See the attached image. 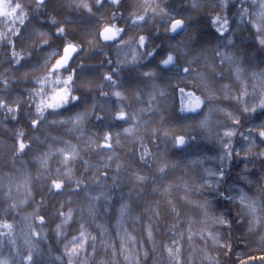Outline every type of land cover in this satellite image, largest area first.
I'll return each mask as SVG.
<instances>
[{"label": "snow or ice", "instance_id": "snow-or-ice-1", "mask_svg": "<svg viewBox=\"0 0 264 264\" xmlns=\"http://www.w3.org/2000/svg\"><path fill=\"white\" fill-rule=\"evenodd\" d=\"M202 3L203 0H190L193 8L200 7ZM162 4L163 0H30L27 3L25 0H16L15 4L13 0H0V19L10 25L7 32H0V50H3L0 65H9L5 73H0L5 77L2 81L3 87H0V95L11 94L8 91L7 71L14 65L24 66L31 57L36 56V52L40 55L30 71L24 72V76L28 77L30 73L43 70L41 75L33 78L38 88L32 91V96L33 99L39 98L34 119L26 122L25 126L8 128L7 124L10 122L19 123L24 116V109L22 104H16L15 100H5L4 104H0V116H3V119H0V129L9 137L8 141H0V155L8 156L14 166L18 158L34 152L31 159L38 165L35 178L30 173H24V182L16 184L17 192L21 188L24 190L23 199H13V178H8L9 184L5 191L3 181L7 174L0 176V205L12 201L6 206H0V217L20 216V220H14L13 223L0 219V237L15 234L17 224L19 225L31 253L26 257V264H31L34 257L40 254L37 240L46 231L45 224L49 216L59 220L55 228L59 238L67 236L68 229L85 215L95 224L97 235L93 236L84 223H79L78 234L65 242V252L62 256L55 257V264H63L65 256L70 258L69 264L72 259L78 260L80 251L85 249L89 241H96L98 238L108 254V259L99 260L97 264H149V261L151 264H197V256L200 257L199 264H221L218 257L208 254L209 240L212 241L213 247L220 250L227 248L229 257L233 244L246 249L237 253L238 264H264V255L248 256L251 251L264 252V198L240 189L225 197L227 210L218 207L219 202L208 198L193 199L192 187L187 180L177 183L174 179H160L180 166L177 161L170 159L164 151L157 155L149 148L138 147V142L143 144L141 128L152 121L151 117L145 119V115L153 111L161 112V105L165 108L169 106L168 90L173 87V81L177 86L179 83L190 84L197 81V87L204 89L209 100H217L221 95L224 99L232 97L231 83L220 84L217 88L210 79V74L215 73L217 60L221 65L226 64L229 67L233 81L242 88L240 96L236 97V104L243 103L247 111L248 104L259 94V101L252 105V111L259 110L260 114L264 115V93L261 92L264 89V71L247 75L239 58L230 50L221 49H216L211 57L207 50L198 52L189 56L184 63H180L178 53L187 51V43L192 39L194 31H186L180 40L169 41L165 53L157 54L156 63L164 67H139L143 59L152 55L155 46L150 47L144 35L135 36L136 32H143L146 24L158 19L165 20V32H175L186 25V19L172 18ZM64 7L75 8L82 16L86 15L89 22L77 23L74 18L63 13L53 15L50 12L47 16L43 15L49 8L56 12L58 8ZM109 7L127 12V16L122 12L120 17L127 20L128 25L121 28L119 25L122 20L118 18L117 12L107 14ZM25 8L30 11L24 12ZM37 15L43 16L50 27L45 29L33 23ZM258 19V31L264 33V12L259 13ZM17 22L20 25L18 28ZM212 22L218 31H223L226 27V20L220 16L213 17ZM70 24H76L79 29L78 36L76 29L69 27ZM155 30H161L158 23ZM129 32L133 35L129 36ZM259 42L264 45V38ZM107 46L115 47L117 58L115 61L107 59L106 63L116 66L107 68L99 79L88 77L82 81L83 87L98 92L99 99L74 116L47 120L49 110L59 107L70 98L68 85L73 82L74 73L64 76L68 66L81 54L87 56L99 52L102 57L107 56L104 53ZM26 51L28 56H25ZM53 60L55 63H52ZM104 62V59H101L100 63ZM193 64L201 65L203 70L193 68ZM129 65L137 66L147 91L140 87H124L119 79L113 78L114 74ZM177 66L182 75L166 81L159 79L162 73L172 72ZM79 67L86 68V65L81 64ZM49 88L52 89L50 93ZM105 88L110 91H98ZM175 89L177 91V88ZM178 93L181 111L200 109L202 99L195 92L186 91V87H179ZM106 96H111L112 99L105 101L103 97ZM7 104L16 106L6 108ZM217 112H224L229 119L233 115L221 105L213 104L197 122V127L202 129L209 139H215L223 145L225 152L220 156L223 161L233 155L228 141L237 135V126L241 121H235L233 126H226L224 131L220 132L216 125L221 122L214 121V114ZM92 116H95L96 120H115L119 123L115 127H102L86 133L85 125ZM163 119V115L158 117V121ZM50 125L65 127L68 134H75L76 142L52 135ZM258 127L260 131L251 132L250 138H247L248 152L264 140V121ZM188 128V125H184V131L179 135L176 134V127H152L150 131L157 139L163 136L180 145L185 142ZM41 131L43 140L35 134ZM29 132L33 135H29ZM34 144L36 149L33 148ZM41 146L45 148L44 151H39ZM129 153L133 154L132 159H125ZM150 157L159 165L160 177H153L151 183L149 177L133 163L134 160L137 163L147 161ZM188 164L202 169L204 185L207 187L219 184L217 173L223 174L222 167H205L202 158L190 160ZM89 171L90 176L86 175ZM109 177L111 185H115L118 180H127L130 183L127 189L129 196L119 202L111 229L97 221L101 206L107 211L112 198ZM243 179L248 180V177ZM37 181L40 182L38 185ZM146 186L153 195H144ZM35 187H39L41 191L46 188L51 199H42L31 212L24 213L23 207L34 201ZM199 187L201 185H197V188ZM259 191L264 195V188ZM174 192L181 194L174 196ZM65 194H68L66 200L63 198ZM45 205H51L52 211L41 215ZM237 216L240 217L239 221ZM169 218L171 222L162 229L160 225ZM209 220L221 227L212 228ZM197 225H200L198 230ZM177 228L180 230L177 231ZM225 229L228 230L227 233ZM233 230L240 231L239 242L233 240L232 243H220L222 237ZM137 232L140 233L139 238L136 236ZM229 238L232 239L231 236ZM197 240L202 241L205 247L195 245ZM185 242L192 247V252L187 257L184 254ZM252 245L256 247L253 248ZM240 257L247 258L239 259ZM3 264H19V261L5 260Z\"/></svg>", "mask_w": 264, "mask_h": 264}, {"label": "clouds", "instance_id": "clouds-1", "mask_svg": "<svg viewBox=\"0 0 264 264\" xmlns=\"http://www.w3.org/2000/svg\"><path fill=\"white\" fill-rule=\"evenodd\" d=\"M15 2L16 0H13V4ZM161 6L165 7L166 12L172 18L186 19V25L175 32H165L163 31L165 20L158 19L156 22L146 24L143 32H136L135 36L144 35L149 42V46H155L152 55L143 59L139 67H164L157 63L153 66V62L157 60L158 50L160 54L165 53L169 46V41L180 40L186 31H194L192 39L187 43V51L178 53L181 64L189 56L196 55L198 52L207 50L211 57L216 49H221L233 52L239 58L247 75L253 72L264 71V45H261L259 42L261 38H264V33L258 31V15L264 12V0H203L202 5L198 8H193L190 0H163ZM23 11L27 12V9L25 8ZM116 12L118 18L123 21L119 26L121 28L127 26L129 22L120 17V13L123 12L124 16H127V12L119 8L116 9ZM215 16H220L226 20V27L223 31H218L217 26L212 22V18ZM156 23L160 25V31L155 30ZM128 35L131 36L133 33L129 32ZM229 38H231V42H229ZM125 39H127V36ZM104 53L106 55L113 54L116 53V49L114 46H107L104 49ZM39 55V52H36V56L31 57L29 62L24 66L14 65L11 70L7 71L6 76L9 80L8 91L11 94L0 95V104H4L5 100H15L16 104H22L24 109L22 119L25 122H30L35 118V106L39 98L33 99L32 96V91L38 88V84L33 82V78L41 75V71L43 70L30 73L28 77L24 76V72L30 71ZM100 55L99 52L90 53L87 56L81 54L68 66L67 71L64 72V76L74 73L73 82L68 85L70 98L59 107L49 110L47 120H60L74 116L99 99L98 92L83 87L82 81L88 77H97L99 79L106 71H101L102 69L113 67V64L105 66L102 63H88L93 56ZM25 56H28V51L25 52ZM217 61L215 73L210 74V79L217 88H219L220 84L231 83L232 97L230 99H224L221 95L217 100H209L204 89L197 87L198 82L193 81L190 84L184 83V85L185 87L194 88L195 92L199 93L198 96L202 99L200 109L191 112L181 111L177 102L176 89L175 87H170L169 106L165 108L161 105V112L153 111L145 115V119L151 117L152 121L141 128L143 144L140 145L138 142V147L149 148L152 153L157 155L161 151H164L170 159L177 161L180 166L171 170L170 174L162 178L159 177V165L151 157L147 161L138 163L134 160V166L138 167L140 171L149 177V183H151L153 177L174 179L177 183L187 180L188 184L192 187V197L195 196L198 199L208 198L214 202H226L225 197L240 189L250 191L252 194L264 198V195L259 191V189L264 188V140H261L251 152L246 150L247 138H250L251 132H259L258 125L264 121V115H261L259 110L256 112L252 111V105L259 101V94L248 104L247 111H245L243 103L236 104V97L240 96L242 88L233 81L229 67L226 64L221 65ZM52 63H55V60ZM81 64L86 65V68L79 67ZM195 65L196 68L203 70L201 65ZM6 69H9L8 64L7 66L5 64L0 65V73H5ZM177 75H182L178 66L172 72L162 73L159 79L166 81ZM4 78L3 75H0V87H3L2 81ZM113 78L119 79L124 87H131L137 83H142V77L137 70V66L132 65L122 68L119 73L113 75ZM51 90L49 88L48 92L50 93ZM98 91L110 90L105 88ZM248 91L250 92L251 89L249 88ZM261 92L264 93V89ZM103 99L110 101L112 98L111 96H106ZM16 104H7L6 108H15ZM213 104H219L226 111L233 113L230 119L226 117L224 112L214 114V121L221 122L219 125H216L220 132H223L226 126H233L235 121H241L237 126V135L228 141L231 144L233 155L231 158L223 161L220 160V156L225 152L223 145L215 139H209L207 134L197 127V122L203 118L208 107ZM160 115L164 117L162 121H158ZM89 123H93L95 127L102 128L115 127L119 122L107 119L96 120V118L93 122L90 117ZM184 125H188L189 128L185 142L180 145L174 144L172 139L163 136L157 139L150 131L152 127H176L178 130L176 134L179 135L183 133ZM50 127H53V125H50ZM132 157L133 154L129 153L124 158L132 159ZM197 158L204 160L205 167H222L223 174L217 173L219 177L218 185H213L211 188L204 185V173L202 169L188 164V161ZM245 176L248 177V180L243 179ZM177 177L179 179H176ZM248 181H251V183ZM197 185H201V187L197 188ZM129 187L130 183L127 180H118L115 185L110 186L109 191L112 194V198L109 201L107 211L101 206L97 215L98 222L105 224L109 229L112 228L118 204L122 199L129 196V192L127 191ZM180 194V192L173 193L174 196ZM144 195H153L147 190V186ZM43 213L47 214V209H44ZM0 219H6L9 223H13L14 220H20L11 215L0 217ZM58 222V218L49 216L45 224L46 231L37 240L40 254L34 257L31 264H55V257L62 256L65 252V242L71 240L73 235L78 234L79 223H84L93 236L97 235L98 230L95 224L86 215L81 217L77 223L68 229L67 236H60L59 238H57L55 233ZM136 236L139 238L140 233L137 232ZM99 239L96 241L90 240L85 249L80 251L79 259H72L71 264H97L99 260H107L108 254L103 249ZM0 241H2L0 243V264H3L5 260L19 261V264H26V257L31 253L29 244L26 243L25 236L21 234L18 224L15 234L0 237ZM93 244L95 245L94 248L92 247ZM68 246L70 247L71 245L69 244ZM97 253L100 255H97ZM69 259L65 256L63 264H69Z\"/></svg>", "mask_w": 264, "mask_h": 264}, {"label": "trees", "instance_id": "trees-1", "mask_svg": "<svg viewBox=\"0 0 264 264\" xmlns=\"http://www.w3.org/2000/svg\"><path fill=\"white\" fill-rule=\"evenodd\" d=\"M111 10L113 11H116V8H110L109 7V11H108V15H111ZM52 9L50 8V11L51 12ZM57 13H63L64 15H67L69 16L70 18H74L76 20L77 23H88L89 21L87 20L86 18V15L85 16H82L81 13L77 12L75 10V8H67V7H64V8H58L57 10ZM103 11V9L101 10ZM57 13H53V15H56ZM59 19V16L57 17ZM121 23H123V21H121ZM70 28H73V29H76V35L78 36L79 35V29H77L76 27V24H70L69 25ZM0 32H7L6 28H5V22L3 21V19H0ZM75 37H69V39H74ZM158 54H160L159 50H158ZM116 56L117 54L116 53H113V54H109L107 56H104V57H101L100 56H93L92 59L90 61H88V63L90 64H96V63H100L101 62V59H104V65L107 66V59H112L113 61H115L116 59ZM3 57V50H0V58ZM219 62V61H217ZM155 61L153 62V66H155ZM5 66H7V64L5 63ZM116 65L113 64V67H115ZM193 68H196V65L193 64ZM104 70H107V67H105L104 69H102L101 71H104ZM122 74V73H121ZM132 88H136V87H140V88H143L145 91H147V89L144 87V84L143 83H137L135 85H132L131 86ZM173 87L177 88V91H176V95H177V102L179 104V93H178V88L179 87H185L184 83H179L178 86L176 85L175 81H173ZM170 91V89L168 90ZM186 91H193L195 92V89L194 88H191V87H186ZM196 95H199V93L195 92ZM145 103H147V98L145 97ZM0 119H3V116H0ZM10 119V118H9ZM91 120L94 122L95 121V117H91ZM26 122L23 120V119H20L19 120V123H8L7 124V127L8 128H13V127H21V126H25ZM96 129H99L98 127H95L93 126V123H87L85 125V131L86 133L88 132H93L95 131ZM43 131V130H42ZM42 131L41 132H37L35 133L36 135H39L41 140L44 139V136L42 134ZM51 134L52 135H56V136H62L64 139H68V140H72L74 143L76 142L75 140V134H68L65 130V127H60V126H53L52 127V131H51ZM29 135H33L32 132H29ZM9 140V137L8 135H5L3 130L0 129V141H8ZM10 142V141H9ZM33 148L36 149V145L34 144L33 145ZM45 148L43 146H41L39 148V151H44ZM35 153H29L28 155L26 156H22L20 158H18L15 162V165L13 166L11 160L9 159L8 156H4V155H0V176H5V174H7V176H5V179L3 181V183L5 184V191H7V186L9 184V177L13 178V182H12V189H13V199H23L24 198V190L21 188L19 190V192H17L16 190V184L17 183H23V179H22V176L24 173H30L32 175L33 178L36 177L37 175V167L38 165L31 159V156L34 155ZM85 158H88V157H85ZM95 157H93L94 159ZM23 161V163H22ZM114 167V165H113ZM79 175V173H78ZM86 175L90 176L91 175V171H89ZM37 185L40 183L39 181L36 182ZM108 183L110 184L111 183V179L109 177L108 179ZM34 201L29 205V206H25L23 207L22 211L24 213H28V212H31L32 209L34 207H36L37 203H39L42 199H51L50 197H48L47 195V189L45 188L43 191H41L39 189V187H35L34 189ZM67 195L68 194H65V196L63 197L65 200L67 199ZM193 199H198L197 197H192ZM59 198H57V201H58ZM199 199H202V198H199ZM12 201L9 200V201H6V202H3V205H0V206H6L7 203H11ZM218 207L220 208H224V210H227V202H220L218 203ZM45 209H47V212L48 213H51L52 211V207L51 205H45L44 206ZM20 211V210H18ZM65 211H67V208H65ZM41 215H43L44 213L41 212L40 213ZM233 214L235 215V210H233ZM16 218L19 220L20 219V216L19 215H16ZM237 220L239 221L240 220V217L237 216ZM171 222V219L169 218L168 220H166V222L162 225H160V227L163 229L164 227L167 226V223ZM209 225H211L212 228H217L219 229L221 226L220 225H216V224H213L211 220L208 221ZM184 227H186V225H183ZM200 227V225H197L196 226V229L198 230ZM245 227H246V222H245ZM177 231L180 230V228H177L176 229ZM227 229H225V232L227 233ZM242 231V229L240 230ZM240 231H237V230H233L230 234H225L220 243H232L233 240L239 242L240 240ZM262 231H264V229H262ZM231 236L232 239H230L229 237ZM259 236V233H257V237ZM159 238V237H158ZM195 245H199L200 248H204L205 245L202 241H195ZM193 245V246H195ZM253 248L256 247V245H252ZM242 250H246V249H241L240 247H237L236 244H233V251L231 253V256L229 257L227 255L228 253V249L225 248L223 250H220L219 248H216V247H213L212 246V241L209 240L208 241V247H207V251H208V254L213 256V257H218L221 261V264H234V262H236V264H238V257H237V253L242 251ZM192 252V247L189 246L187 244V242H185V257L189 256ZM261 255H264V252H261V251H251V252H248V256H261ZM247 257H240L239 259H246ZM196 260H197V264H199V260H200V257L197 256L196 257ZM149 264H151V261H149Z\"/></svg>", "mask_w": 264, "mask_h": 264}, {"label": "flooded vegetation", "instance_id": "flooded-vegetation-1", "mask_svg": "<svg viewBox=\"0 0 264 264\" xmlns=\"http://www.w3.org/2000/svg\"><path fill=\"white\" fill-rule=\"evenodd\" d=\"M25 2L27 3V2H30V0H25ZM35 5H34V3H33V7H34ZM111 8V7H110ZM27 9V12L28 11H30V9H28V8H26ZM102 10V9H101ZM50 11V8L49 9H47V11H45L44 12V16H47L48 15V13H50L49 12ZM113 10H111V12H112ZM51 13L53 14V13H57V11L56 12H52L51 11ZM33 23H36L37 24V26H42V27H44L45 29H47V28H49L50 27V25L47 23V21L43 18V16H39V15H37V19L36 20H34L33 21ZM9 27H10V25L9 24H6L5 23V28H6V30L8 31V29H9ZM16 27H20V25H19V23L17 22V24H16ZM52 31L54 32V29H52ZM11 49V45H9V50ZM17 51H19V48H17ZM102 56L100 55V58H101Z\"/></svg>", "mask_w": 264, "mask_h": 264}]
</instances>
